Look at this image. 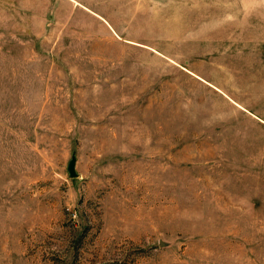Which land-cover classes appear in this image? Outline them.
<instances>
[{"label":"rangeland","instance_id":"obj_1","mask_svg":"<svg viewBox=\"0 0 264 264\" xmlns=\"http://www.w3.org/2000/svg\"><path fill=\"white\" fill-rule=\"evenodd\" d=\"M0 264H264V0H0Z\"/></svg>","mask_w":264,"mask_h":264},{"label":"water","instance_id":"obj_2","mask_svg":"<svg viewBox=\"0 0 264 264\" xmlns=\"http://www.w3.org/2000/svg\"><path fill=\"white\" fill-rule=\"evenodd\" d=\"M73 173V172H72Z\"/></svg>","mask_w":264,"mask_h":264}]
</instances>
